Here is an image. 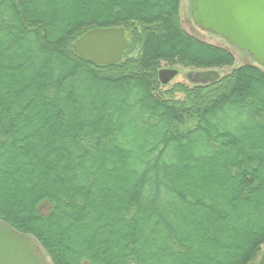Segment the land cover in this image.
Returning <instances> with one entry per match:
<instances>
[{
  "label": "trees",
  "instance_id": "trees-1",
  "mask_svg": "<svg viewBox=\"0 0 264 264\" xmlns=\"http://www.w3.org/2000/svg\"><path fill=\"white\" fill-rule=\"evenodd\" d=\"M182 1L0 0V221L51 264H256L264 251V67L159 81L235 60L182 26ZM100 27L125 29L120 62L73 52Z\"/></svg>",
  "mask_w": 264,
  "mask_h": 264
},
{
  "label": "water",
  "instance_id": "water-1",
  "mask_svg": "<svg viewBox=\"0 0 264 264\" xmlns=\"http://www.w3.org/2000/svg\"><path fill=\"white\" fill-rule=\"evenodd\" d=\"M188 14L194 26L203 32L220 36L227 44L249 55L264 67V0H188ZM130 46L125 29L91 28L72 44L79 57L96 65L120 62ZM178 70L166 68L158 72L159 81L167 84ZM214 70L189 73L186 79L207 84L219 79ZM257 264H264V252ZM0 264H51L37 240L0 221Z\"/></svg>",
  "mask_w": 264,
  "mask_h": 264
},
{
  "label": "rangeland",
  "instance_id": "rangeland-1",
  "mask_svg": "<svg viewBox=\"0 0 264 264\" xmlns=\"http://www.w3.org/2000/svg\"><path fill=\"white\" fill-rule=\"evenodd\" d=\"M188 9H189L188 0H183L181 3V8H180V16H181L182 26H184V28L191 35L195 36L196 38L198 37L199 39H201L205 42L212 43L216 46H218V45L223 46V47L227 48L228 50L230 49L231 52L233 53V56H235V60L229 66L221 67L219 69H213V70L219 71L221 73V75H223V74L229 72L232 68L240 66V64H242V63H251V62L256 63L252 58H250L249 55H246L245 53L235 49L232 45L227 44L224 41V39H222L220 36H215L209 32L206 33V32L199 30L197 28V26L193 25L191 18H190V15L188 14ZM162 66L164 67V65H162ZM187 71H190L192 73H197L198 71H204V70H198L197 71V70L183 69L182 68L180 75L177 74L175 80L177 79V80H181V81L187 83L186 80H184V74H186ZM45 208H46L45 205L42 206L43 211Z\"/></svg>",
  "mask_w": 264,
  "mask_h": 264
},
{
  "label": "bare ground",
  "instance_id": "bare-ground-1",
  "mask_svg": "<svg viewBox=\"0 0 264 264\" xmlns=\"http://www.w3.org/2000/svg\"><path fill=\"white\" fill-rule=\"evenodd\" d=\"M259 257H260V256H259ZM259 259H260V258H259ZM259 259H258V260H259ZM257 262H258V261H257ZM257 262H256V264H257Z\"/></svg>",
  "mask_w": 264,
  "mask_h": 264
}]
</instances>
